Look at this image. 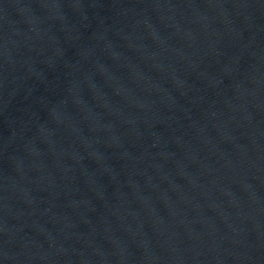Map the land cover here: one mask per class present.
I'll list each match as a JSON object with an SVG mask.
<instances>
[{"label": "water", "instance_id": "95a60500", "mask_svg": "<svg viewBox=\"0 0 264 264\" xmlns=\"http://www.w3.org/2000/svg\"><path fill=\"white\" fill-rule=\"evenodd\" d=\"M0 264H264V0H0Z\"/></svg>", "mask_w": 264, "mask_h": 264}]
</instances>
